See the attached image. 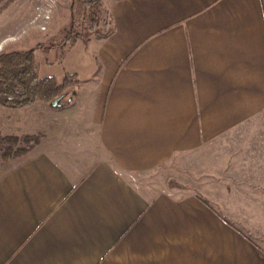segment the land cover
<instances>
[{
    "label": "crops",
    "instance_id": "1",
    "mask_svg": "<svg viewBox=\"0 0 264 264\" xmlns=\"http://www.w3.org/2000/svg\"><path fill=\"white\" fill-rule=\"evenodd\" d=\"M104 2L66 103L2 112L40 138L0 161V264H264V0ZM177 158L199 191L135 182Z\"/></svg>",
    "mask_w": 264,
    "mask_h": 264
},
{
    "label": "rangeland",
    "instance_id": "2",
    "mask_svg": "<svg viewBox=\"0 0 264 264\" xmlns=\"http://www.w3.org/2000/svg\"><path fill=\"white\" fill-rule=\"evenodd\" d=\"M85 1L0 0V54L33 48L36 51L39 71L42 76L78 75L80 57L85 50V47L83 48L84 42L94 38L93 34L83 29V39L78 41L74 47L65 48L62 45L66 35L68 36V33L73 30L72 25L80 27L84 14H89L91 10L95 9L94 6H87L90 4ZM82 48L83 50H81ZM74 87L68 88L58 97L66 94L69 96ZM68 96H65L61 101L62 106L66 103ZM7 109L5 107L0 108L1 124L5 121L2 112ZM26 112L28 114L23 115L25 121L31 119L30 111ZM12 115L11 120L13 121L15 119L14 113ZM0 133L2 132L0 131ZM9 136L20 138L18 147L21 148L22 152L25 151L20 156L29 152L40 138L37 135H18L16 133L9 134ZM17 157L19 156L11 159ZM209 161L207 159L201 161V166ZM190 164L191 162L187 160L173 159L146 175H135L134 179L141 188L148 189L151 186L153 194L160 190L175 192L181 187V183H186L189 187L193 185L199 191V177L192 173Z\"/></svg>",
    "mask_w": 264,
    "mask_h": 264
},
{
    "label": "trees",
    "instance_id": "3",
    "mask_svg": "<svg viewBox=\"0 0 264 264\" xmlns=\"http://www.w3.org/2000/svg\"><path fill=\"white\" fill-rule=\"evenodd\" d=\"M104 1H85L90 4L87 6H94L95 9L89 14H84L82 25L78 26L80 29L72 25L73 30L66 35L63 47L72 48L82 40L83 29L93 34L95 39L106 38L113 32ZM35 52L32 48L0 54V107L23 108L35 104L38 100L52 102L68 88L79 84L75 74L62 77L42 76ZM19 141L17 136L0 133V160H10L23 154L25 151L22 152L18 147Z\"/></svg>",
    "mask_w": 264,
    "mask_h": 264
},
{
    "label": "water",
    "instance_id": "4",
    "mask_svg": "<svg viewBox=\"0 0 264 264\" xmlns=\"http://www.w3.org/2000/svg\"><path fill=\"white\" fill-rule=\"evenodd\" d=\"M64 97H65V96L63 95V96H61V97L56 98L55 100H53V101L51 102V105H52L53 107H61V106H62L61 101L63 100Z\"/></svg>",
    "mask_w": 264,
    "mask_h": 264
}]
</instances>
